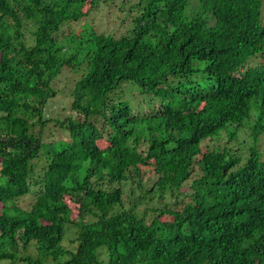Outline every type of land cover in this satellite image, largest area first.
Wrapping results in <instances>:
<instances>
[{
  "label": "trees",
  "instance_id": "16d2710c",
  "mask_svg": "<svg viewBox=\"0 0 264 264\" xmlns=\"http://www.w3.org/2000/svg\"><path fill=\"white\" fill-rule=\"evenodd\" d=\"M106 2L0 0V260L32 262L34 243L56 264H102V251L109 264H264V161L252 149L236 170L240 158L201 149L252 109L253 131L264 127V0H138L129 35L92 28L61 43L66 24ZM65 68L79 75V117L62 122L63 147L42 152ZM125 85L141 104L114 98ZM151 176L142 198L164 204L141 216L139 200L124 208Z\"/></svg>",
  "mask_w": 264,
  "mask_h": 264
},
{
  "label": "rangeland",
  "instance_id": "374dc122",
  "mask_svg": "<svg viewBox=\"0 0 264 264\" xmlns=\"http://www.w3.org/2000/svg\"><path fill=\"white\" fill-rule=\"evenodd\" d=\"M138 0H107L106 3L102 4L100 9L95 11L91 16L86 20L76 23L66 24L63 27L62 33L60 34L61 43L68 45L67 40H64L63 33L68 34L73 32L68 38L74 37L75 34L86 33L91 31L92 28L98 34H107L112 35L116 38H121L123 36L129 35L133 27V19L138 15L137 10H132L131 8L136 4ZM263 24H264V6H263ZM67 38V37H66ZM259 62L258 58H255L251 61V65L255 66ZM79 78V75L70 69L65 68L63 73L56 79L53 83V86L57 92L56 97L52 98L46 108V119L49 120L47 125H45L43 130L44 142L42 152H45L46 149L55 148L59 149L63 147V142H68L70 140V131L67 127L62 126V122L68 120V118H78V113L72 110V92L75 87V84ZM127 84V83H126ZM114 98L125 99L132 102L134 106L141 104L143 102L144 96L139 93V90L135 86L134 89H130L129 86L125 85L123 88L119 89L115 94ZM142 107V105H140ZM141 109V111H144ZM259 116V111L257 109H252L250 112V117L243 121L242 125L238 128L236 123H230L223 131L217 133L214 137L209 138L202 142L201 149L206 150H215L221 149L228 154V157H238L241 159V163L236 167L238 170L240 167L244 166L251 156V150L255 149L260 154V161H264V127L260 128V133L256 134L253 131V126H257V120ZM264 126V121L262 123ZM255 130V129H254ZM237 132V135L231 136V133ZM44 159L35 161L36 175L39 176L43 173V166L46 164ZM34 164V163H33ZM198 174V173H197ZM197 177V176H194ZM147 177L144 182V188L139 189L136 186L133 187L135 190V195L130 197L129 191L125 195L124 208L129 209L137 200L140 201L137 206L136 212L138 215H142L147 207L151 208L162 206L164 201L158 202L156 197L153 201L142 198L146 194V191L151 187L153 180ZM190 183L186 184L184 191L186 192L189 189ZM129 189V186L126 187V190ZM34 190V188H33ZM34 196L33 193L27 194L25 197L20 199L18 202L21 206L30 208V204L33 202ZM118 208L117 210H121ZM72 210H76L73 206ZM77 219V216H76ZM96 221V217L92 214H87L84 222L91 223ZM66 236L62 242V245L70 250L76 251V242L73 241L77 234V229L70 228L69 225H66ZM101 255V259L104 260L102 264H109V258L107 256ZM29 255L32 259V262L24 261L21 259L16 260H0V264H39L37 260H41V264H56L52 257L42 258L38 253L34 243L31 244L29 250L25 253ZM69 259V254L60 258L59 261L63 262Z\"/></svg>",
  "mask_w": 264,
  "mask_h": 264
},
{
  "label": "built area",
  "instance_id": "2783aa9c",
  "mask_svg": "<svg viewBox=\"0 0 264 264\" xmlns=\"http://www.w3.org/2000/svg\"><path fill=\"white\" fill-rule=\"evenodd\" d=\"M0 166H1V163H0Z\"/></svg>",
  "mask_w": 264,
  "mask_h": 264
}]
</instances>
